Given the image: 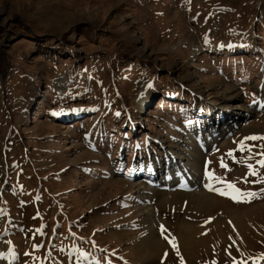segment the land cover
I'll use <instances>...</instances> for the list:
<instances>
[{
	"label": "rangeland",
	"instance_id": "obj_1",
	"mask_svg": "<svg viewBox=\"0 0 264 264\" xmlns=\"http://www.w3.org/2000/svg\"><path fill=\"white\" fill-rule=\"evenodd\" d=\"M250 136L264 0H0V264H264ZM149 235L159 258L142 259Z\"/></svg>",
	"mask_w": 264,
	"mask_h": 264
},
{
	"label": "snow or ice",
	"instance_id": "obj_2",
	"mask_svg": "<svg viewBox=\"0 0 264 264\" xmlns=\"http://www.w3.org/2000/svg\"><path fill=\"white\" fill-rule=\"evenodd\" d=\"M117 115H119V113H117ZM245 140H264V137H261V136H250V137H246ZM246 149L249 152H251V149L247 148V146L244 144V142H240V144L238 146V150L239 151H245ZM261 149L262 150H261L260 153H258V155H260L262 158L257 160L256 163L258 165H260V167L264 168V145H261ZM227 155L231 157V156H233V152L229 151V153H227ZM253 158L254 157L252 155H249L247 157V159H249V160L253 159ZM221 167H226V165L223 163V158H221ZM247 167L249 168L248 175L257 177V180L254 181V183H262V184H264V176H260L258 171L253 167L252 164H248ZM207 175H208L209 180H217V181H219V178L215 177L213 172H208ZM220 182H222V181H220ZM244 182L245 183L248 182L247 177L244 178ZM205 187H207L209 191H218L217 189H214L211 184H207V185H205ZM227 189L230 190L231 193H232L230 198L233 199L237 203H241V202L250 203L252 201V199L258 198V194L256 192H251V191L244 192V191H241L233 183H228L227 184ZM261 192L264 193V188L261 189ZM219 194L220 195H229V192L228 191H221ZM166 231H167V229L163 225H161V235L164 237V239H168V236L164 235V233ZM170 243H172V246L176 249L177 255L179 256L180 255L179 254V248L174 243V240L170 241ZM36 247L39 248L41 246L37 245ZM166 255H167V253H165V256ZM180 260H181V264H183V257L182 256L180 257Z\"/></svg>",
	"mask_w": 264,
	"mask_h": 264
},
{
	"label": "bare ground",
	"instance_id": "obj_3",
	"mask_svg": "<svg viewBox=\"0 0 264 264\" xmlns=\"http://www.w3.org/2000/svg\"><path fill=\"white\" fill-rule=\"evenodd\" d=\"M230 90L233 92L232 94V96H236L235 95V92H234V90H232V88H230ZM237 107H239V106H236L235 108H237ZM229 111V110H228ZM200 157V158H199ZM197 158H198V162L197 163H195V164H201L202 163V158H203V155H200V156H198V157H196V160H197ZM195 161V160H194ZM193 161V162H194ZM172 166V165H171ZM202 166V165H201ZM196 167L197 168H200L199 167V165H196ZM139 172H140V170H139ZM192 172H193V176L194 177H198L199 175V169L197 170L196 168H194L193 170H192ZM136 175H138V172L136 173ZM197 180V179H196ZM164 183V182H163ZM164 186V185H163ZM205 186V185H204ZM187 187V186H186ZM206 188V187H205ZM208 190V189H207ZM204 192V191H203ZM203 192H200V193H197L195 196H193V194L190 192V193H188V192H181V194H178V195H180V199H178V195L177 194H175V196L174 197H172V199L173 200H175L177 203L183 198L184 199V201L186 202V204L187 203H191L193 206H195L197 209H204V206H209L208 205V203L210 204V196L209 195H205V193H203ZM206 192V191H205ZM170 197V194H169V198H171ZM189 197L191 198V200L189 199ZM167 200H168V198H167ZM164 201H166V200H163L162 201V208L163 207H165L164 205H166V203L164 202ZM169 201H170V199H169ZM183 203V202H182ZM168 204V203H167ZM179 204H181V203H179ZM178 204V205H179ZM159 205H161V204H159ZM159 205H157V206H155L154 207V209H155V211H158V212H160L161 210H162V208H161V206H159ZM177 205V206H178ZM184 205V204H183ZM189 205V204H188ZM184 207V206H183ZM206 209V208H205ZM202 212V211H201ZM193 216V215H192ZM190 217V216H189ZM188 226V225H187ZM197 228V225H196V227L194 226L193 228L191 227V229H190V231H192V232H198V230L196 229ZM202 234V233H201ZM201 236V235H200ZM159 242V237H157L156 235H149L146 239H143V241L141 242V247L143 248V254H142V259H150L151 258V254L149 253V252H151V253H153V254H157L156 255V257H158L159 258V256L160 255H162L161 253H163L162 252V250L161 249H165V247H163V245H162V243L161 244H159L158 243ZM164 251V250H163ZM164 254V253H163ZM153 259V258H152Z\"/></svg>",
	"mask_w": 264,
	"mask_h": 264
}]
</instances>
